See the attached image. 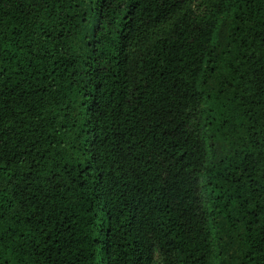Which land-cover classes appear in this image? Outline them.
Masks as SVG:
<instances>
[{
	"label": "trees",
	"instance_id": "obj_1",
	"mask_svg": "<svg viewBox=\"0 0 264 264\" xmlns=\"http://www.w3.org/2000/svg\"><path fill=\"white\" fill-rule=\"evenodd\" d=\"M0 264H264V0H0Z\"/></svg>",
	"mask_w": 264,
	"mask_h": 264
},
{
	"label": "rangeland",
	"instance_id": "obj_2",
	"mask_svg": "<svg viewBox=\"0 0 264 264\" xmlns=\"http://www.w3.org/2000/svg\"><path fill=\"white\" fill-rule=\"evenodd\" d=\"M223 15H225V14H223ZM222 18V16L220 17V19ZM204 192H205V189H203L202 187L200 188V193L201 194H204ZM219 221V223H221V220H218ZM217 230L216 229H214V232H216ZM218 235H221V236H224V234L222 233V232H218L217 231V236ZM224 240H225V244H228V243H230V241H231V238H230V236L228 235V236H225L224 237ZM230 247H229V250L226 252L227 254H229V253H231V250H232V248L234 247V249H235V246H233V245H235V242H231L230 243ZM223 245H222V242L218 239V238H216V241L213 243V248H214V254H216V256H215V258H214V261L216 262L217 260H220L221 259V252H222V250L224 249V247H222Z\"/></svg>",
	"mask_w": 264,
	"mask_h": 264
}]
</instances>
